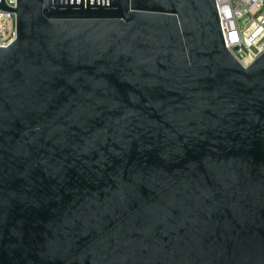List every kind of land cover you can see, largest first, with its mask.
<instances>
[{
    "label": "water",
    "instance_id": "95a60500",
    "mask_svg": "<svg viewBox=\"0 0 264 264\" xmlns=\"http://www.w3.org/2000/svg\"><path fill=\"white\" fill-rule=\"evenodd\" d=\"M0 7V264H264V52L215 0Z\"/></svg>",
    "mask_w": 264,
    "mask_h": 264
},
{
    "label": "built area",
    "instance_id": "2783aa9c",
    "mask_svg": "<svg viewBox=\"0 0 264 264\" xmlns=\"http://www.w3.org/2000/svg\"><path fill=\"white\" fill-rule=\"evenodd\" d=\"M16 7L17 0H5ZM225 44L245 67L264 52V0H215ZM17 36V13L0 7V46Z\"/></svg>",
    "mask_w": 264,
    "mask_h": 264
}]
</instances>
